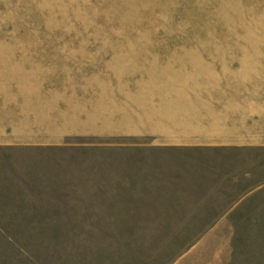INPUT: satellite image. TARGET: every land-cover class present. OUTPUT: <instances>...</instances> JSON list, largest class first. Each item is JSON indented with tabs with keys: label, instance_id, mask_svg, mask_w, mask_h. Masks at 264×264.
Wrapping results in <instances>:
<instances>
[{
	"label": "rangeland",
	"instance_id": "1",
	"mask_svg": "<svg viewBox=\"0 0 264 264\" xmlns=\"http://www.w3.org/2000/svg\"><path fill=\"white\" fill-rule=\"evenodd\" d=\"M256 138L264 0H0V264L225 259L231 233L215 232L171 263L194 233L134 230L113 161ZM263 207L258 233H232L231 262L264 264Z\"/></svg>",
	"mask_w": 264,
	"mask_h": 264
},
{
	"label": "crops",
	"instance_id": "2",
	"mask_svg": "<svg viewBox=\"0 0 264 264\" xmlns=\"http://www.w3.org/2000/svg\"><path fill=\"white\" fill-rule=\"evenodd\" d=\"M125 151L126 159L113 161L122 186L113 183L111 189L114 193L127 188L128 209L121 215L136 218L129 220L130 226H143L134 230L194 233L186 246H174L171 263L191 254L202 233H208V238L215 232L231 233L228 249L220 247L226 258L220 255L208 264H249L245 259L231 262L232 255L244 254L240 247V251L233 248L232 233L259 232L264 138L134 145ZM255 258L254 264H259Z\"/></svg>",
	"mask_w": 264,
	"mask_h": 264
}]
</instances>
